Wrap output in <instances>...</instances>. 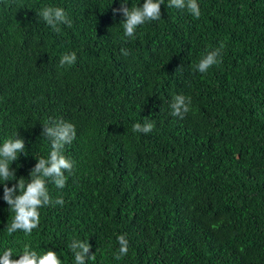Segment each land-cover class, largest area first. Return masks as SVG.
I'll return each instance as SVG.
<instances>
[{"label": "trees", "instance_id": "16d2710c", "mask_svg": "<svg viewBox=\"0 0 264 264\" xmlns=\"http://www.w3.org/2000/svg\"><path fill=\"white\" fill-rule=\"evenodd\" d=\"M168 2L125 40L121 0H0V145L24 138L17 179L50 152V117L77 133L66 186L47 182L65 203L42 208L31 236L7 233L14 213L0 180V253L30 244L74 264L78 238L95 253L87 264H264V0H197L199 19ZM46 5L72 26L54 32L39 15ZM221 42L222 63L199 73ZM72 51L76 63L61 68ZM178 94L192 99L183 119L171 115ZM145 117L153 131L133 132ZM123 233L129 252L116 260Z\"/></svg>", "mask_w": 264, "mask_h": 264}, {"label": "clouds", "instance_id": "9594fccd", "mask_svg": "<svg viewBox=\"0 0 264 264\" xmlns=\"http://www.w3.org/2000/svg\"><path fill=\"white\" fill-rule=\"evenodd\" d=\"M127 0H121V6L113 9L114 14L123 16V36L122 39L135 36L137 29L150 21L161 19V5L165 0H144L142 6H127ZM167 7H175L186 10L195 19H199L201 9L197 0H169ZM43 21L51 29L60 33V25L72 26V20L68 12L63 7L46 5L39 12ZM225 44L220 43L205 55L195 65L199 73H207L214 66L223 61V50ZM124 56L129 54L126 48H121ZM77 61L75 51L66 53L60 58L59 66H73ZM192 99L190 96L182 94L175 95L170 104L171 115L183 119L191 111ZM155 121L145 117L143 123H135L132 131L148 134L155 128ZM76 127L73 123L63 119L49 118L42 126L41 135L50 142L51 150L46 157L37 160L34 168L30 171L29 180L17 179L16 170L11 167L17 161L18 154L25 153V140L18 133L4 140L0 145V180H3V200L14 213L6 231L9 235L23 232L25 237L32 235L33 231L39 228L41 222L40 210L50 205H63L65 203L62 196L55 200L49 194L47 187L48 180H51L57 188L63 189L66 186L68 176L73 174L74 161L65 155L66 145H70L76 139ZM9 181H15L8 186ZM118 250L114 253L116 260L127 256L130 242L127 234L117 236ZM69 250L74 258V264H87L88 260L95 261V253H91V244L88 240L74 238L69 244ZM14 251L17 254L14 255ZM0 264H63L60 254L52 248L37 251L30 244H25L22 249L14 250L6 247L0 253Z\"/></svg>", "mask_w": 264, "mask_h": 264}]
</instances>
